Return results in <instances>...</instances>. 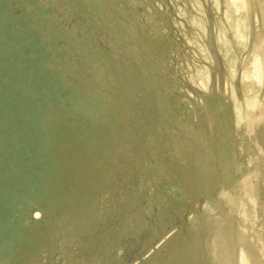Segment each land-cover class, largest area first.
<instances>
[{
  "label": "rangeland",
  "instance_id": "374dc122",
  "mask_svg": "<svg viewBox=\"0 0 264 264\" xmlns=\"http://www.w3.org/2000/svg\"><path fill=\"white\" fill-rule=\"evenodd\" d=\"M231 1L0 0V264H207L218 127L264 121V0Z\"/></svg>",
  "mask_w": 264,
  "mask_h": 264
},
{
  "label": "crops",
  "instance_id": "0c3cea01",
  "mask_svg": "<svg viewBox=\"0 0 264 264\" xmlns=\"http://www.w3.org/2000/svg\"><path fill=\"white\" fill-rule=\"evenodd\" d=\"M262 1L247 0L248 9L252 15H255L257 9H261ZM229 54L233 57L232 53ZM260 68L263 70L261 66ZM240 75L242 76L243 74L240 73ZM260 102L264 104V94H261ZM213 109L214 116V114H217L216 105H213ZM230 113L232 114L233 112ZM220 114L221 112L217 114L216 118L220 117ZM245 115L244 117L248 118L247 113ZM261 119L264 120L263 110L261 112ZM214 128L217 129V126H214ZM218 129L220 134L222 133L223 136H227L225 146L230 164L229 175L221 182L225 185L224 189L219 191L218 196L220 195V199L224 192H228L229 196L225 197L227 198L228 205L225 211L221 210V208L217 209L216 212L207 211L213 213L210 215L211 217H214L216 214L217 219H214V222L206 228L209 235L207 234V240L204 243L201 242L200 231L202 230H196L198 238L195 241L200 254L192 256L191 260L186 259V263H189V261L199 262L205 259L207 264H242L241 253L244 252L245 256H248L247 263L264 264V121L252 131H248V128H245L244 133L242 132L243 128L242 130L237 128L231 121L228 123L227 129L223 127H218ZM242 134L245 136L243 141L240 138ZM238 151H240L239 157H241L242 162L240 165L242 170L239 175H237V172H233L234 167H237ZM252 173H255L253 178H249L245 182L244 179ZM258 195H260L259 198ZM207 208L209 207H206V210H209ZM198 221L199 219L195 215L191 217L193 225ZM216 224L219 227L225 225V232L228 233L227 238H219L221 232H216L219 230V227L211 228L212 225L216 226ZM165 257L167 258L169 255L167 254Z\"/></svg>",
  "mask_w": 264,
  "mask_h": 264
},
{
  "label": "bare ground",
  "instance_id": "6f19581e",
  "mask_svg": "<svg viewBox=\"0 0 264 264\" xmlns=\"http://www.w3.org/2000/svg\"><path fill=\"white\" fill-rule=\"evenodd\" d=\"M235 0H233V2H234ZM255 70H256V74H257V78L259 79V80H261V79H263L264 78V71L260 68V66H255ZM210 105V107H211V109H212V104L211 103H209ZM239 105V104H238ZM249 105V104H248ZM237 107V106H236ZM216 112V111H215ZM213 116V115H212ZM214 125L213 126H216L215 124H216V122H217V118H216V115L214 114ZM255 175V173L253 174H250L248 177H246L245 179H244V181L246 182V181H248L249 180V178H253V176ZM258 175V174H257ZM242 182V181H241ZM227 193V194H226ZM225 194H223L222 196L223 197H228L229 196V193L228 192H226ZM232 195V194H231ZM260 197V195H258V198ZM230 199V198H229ZM232 202V201H231ZM232 206V205H231ZM208 218H209V220L210 221H213V219H217L216 217H211V216H208ZM242 219V218H241ZM193 220H195V218H193ZM221 222H223V221H221ZM257 222V221H256ZM264 223V222H263ZM207 224V223H206ZM205 225V224H204ZM221 225V224H220ZM252 225V224H251ZM213 227H216V228H218L219 227V225H217L216 224V226H214V225H212L211 226V228H213ZM224 227H225V225H223V226H220L219 227V230H217L216 232H221L220 233V236H219V238L220 239H224V238H227L228 237V233L227 232H225V229H224ZM199 229V228H198ZM247 231H248V229H247ZM251 232V231H250ZM253 234V233H252ZM256 234V233H255ZM246 235V234H245ZM256 236V235H255ZM257 237H258V235H257ZM258 239V238H257ZM258 245V244H257ZM256 245V246H257ZM262 248V247H261ZM261 252V251H260ZM263 253H264V251H263ZM248 254V253H247ZM210 255V254H209ZM247 258H248V256L246 257L245 256V254H244V252L243 253H241V260L243 261L242 262V264H249V263H247ZM249 262V261H248ZM235 264V263H234Z\"/></svg>",
  "mask_w": 264,
  "mask_h": 264
}]
</instances>
